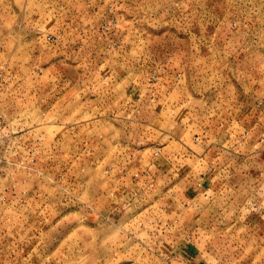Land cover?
<instances>
[{
  "label": "rangeland",
  "instance_id": "1",
  "mask_svg": "<svg viewBox=\"0 0 264 264\" xmlns=\"http://www.w3.org/2000/svg\"><path fill=\"white\" fill-rule=\"evenodd\" d=\"M0 264H264V0H0Z\"/></svg>",
  "mask_w": 264,
  "mask_h": 264
}]
</instances>
